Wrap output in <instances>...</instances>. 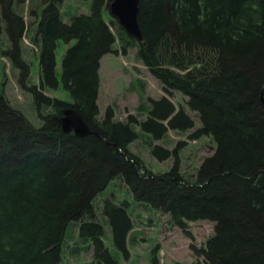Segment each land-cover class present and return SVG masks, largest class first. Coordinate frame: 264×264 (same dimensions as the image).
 <instances>
[{
	"label": "trees",
	"instance_id": "16d2710c",
	"mask_svg": "<svg viewBox=\"0 0 264 264\" xmlns=\"http://www.w3.org/2000/svg\"><path fill=\"white\" fill-rule=\"evenodd\" d=\"M21 1L0 0L14 46L25 30L16 10ZM62 1L29 8L38 18L30 43L38 48L39 84L25 89L39 125L0 93V264H59L66 232L77 222L70 239L77 235L81 244L92 245L94 264H118V254L131 261L137 216L112 193L115 180L135 207L167 215L170 225L184 230L187 222L213 223L192 264H264V0H139L142 42L110 17L111 0H80L89 3L88 13L68 23L61 19ZM59 40L74 42L62 56L58 80ZM115 43L122 54L135 45L162 92L185 96L200 126L194 128L192 118L166 96L151 100V107L140 96L137 111L145 120L132 114L115 120L111 106L100 116V60L117 53ZM2 54L22 63L18 53ZM59 84L68 99L43 93ZM65 108L77 110L91 134L63 133L58 119ZM167 128L212 140V154L193 174L181 172V141L172 150L151 146L157 160L173 159L163 172L151 171L130 152L139 134L161 139ZM109 183L112 191L103 192ZM105 228L115 253L104 243ZM157 253V247L150 250L148 264H160Z\"/></svg>",
	"mask_w": 264,
	"mask_h": 264
},
{
	"label": "rangeland",
	"instance_id": "374dc122",
	"mask_svg": "<svg viewBox=\"0 0 264 264\" xmlns=\"http://www.w3.org/2000/svg\"><path fill=\"white\" fill-rule=\"evenodd\" d=\"M42 1L24 0L17 4L16 10L22 15L25 23V30L21 39L18 40L17 46L13 45L12 38H8V33L5 30L6 22L1 19L0 13V93L3 92L9 104L18 109L34 126H38L40 121L36 116L32 97L25 88L31 84L36 85L37 88L39 84L38 48L30 43V36L36 27L38 18L29 15V8L31 3L33 7L37 4L40 5ZM88 7V2L63 0L59 6L61 19L68 23L70 17L74 15L87 14ZM103 18L105 21L108 20L106 15ZM73 42L64 43L61 40L57 42L55 73L58 80L62 56L66 48ZM115 48L118 49L117 53L106 54L100 60V81L97 97L100 116L103 115L108 106H111L115 120L125 121L128 114L134 115L138 121L145 120L146 114L137 111L140 96H142V101L147 107H151V100H158L162 96H166L176 109L182 108L192 118L194 128L200 126L195 113L190 111L186 105L187 98L185 96L175 91L170 95L162 92L159 82L137 58L135 45L130 46L125 54L120 52L119 43H115ZM3 50L7 53H18L22 63L16 62L10 57V54H2ZM21 80L27 83L25 87L20 83ZM43 93L62 100L69 98L61 84L57 89L46 90ZM189 133V131L180 132L167 128L161 139L151 140L147 136L139 134V137L129 145V150L138 155L147 168L158 173L166 171L172 165L173 159L157 160L151 154V146L159 145L172 150L181 141L183 147L178 151L181 172L184 175L193 174L203 158L212 154L214 144L208 136H202L196 140L189 139ZM111 183L103 192L112 191ZM112 184L117 189V192H112L117 199L128 201L130 203L129 209L131 211L134 209V214L137 216L134 222V231L139 233L138 241L130 247L132 260L126 261L121 254H118V264H148L150 250L153 247L158 249L160 264H192L197 261V251L205 248L207 239L213 234L212 222L204 220L187 222V227L183 230L170 225L167 215L148 214L143 206L135 207L131 194L127 193L125 187H120L117 180L113 181ZM97 199L101 202L102 198L98 196L93 204L96 205ZM76 224L78 230L80 225L78 222ZM76 224L72 227L70 225L73 235L76 234ZM70 228L66 232L62 245V260L59 264H94L92 245L81 244L77 235L70 239ZM104 230V243L111 252L115 253L110 230L106 228ZM77 247L80 249L76 253L72 252V249ZM86 247H89V251ZM199 260L202 259L199 257Z\"/></svg>",
	"mask_w": 264,
	"mask_h": 264
},
{
	"label": "water",
	"instance_id": "95a60500",
	"mask_svg": "<svg viewBox=\"0 0 264 264\" xmlns=\"http://www.w3.org/2000/svg\"><path fill=\"white\" fill-rule=\"evenodd\" d=\"M139 0H111L108 13L123 31L130 37L142 42V35L138 24ZM58 124L63 133H73L78 137L91 134L88 125L83 121L77 110L65 108L62 110Z\"/></svg>",
	"mask_w": 264,
	"mask_h": 264
}]
</instances>
